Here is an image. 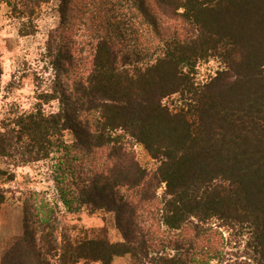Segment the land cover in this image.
Wrapping results in <instances>:
<instances>
[{
	"label": "trees",
	"instance_id": "1",
	"mask_svg": "<svg viewBox=\"0 0 264 264\" xmlns=\"http://www.w3.org/2000/svg\"><path fill=\"white\" fill-rule=\"evenodd\" d=\"M56 1L51 87L1 119L0 161H51L68 213L113 214L122 239L72 237L35 191L1 264H264V0Z\"/></svg>",
	"mask_w": 264,
	"mask_h": 264
},
{
	"label": "rangeland",
	"instance_id": "2",
	"mask_svg": "<svg viewBox=\"0 0 264 264\" xmlns=\"http://www.w3.org/2000/svg\"><path fill=\"white\" fill-rule=\"evenodd\" d=\"M60 23L58 2L56 0H3L0 5V62L3 75L0 86V121L10 110L19 112L35 108L42 91L51 87L54 72L46 57V45L51 31ZM34 25L35 30H32ZM23 31V32H22ZM25 31L31 34L24 35ZM221 65L211 59L198 68V79L206 80ZM175 98V97H174ZM173 97L166 99L171 102ZM58 101L44 104L46 112L57 111ZM138 159L151 165L152 158L140 144L135 146ZM0 192L7 197L0 204V264L9 241L22 232L23 211L26 201L32 203L36 197L32 192H41L48 200L59 202L61 225L72 237H97L106 234L113 241L122 239L113 214L103 210L94 213L83 209L79 213H68L60 202V196L53 180L52 163L44 160L27 165L15 166L0 161ZM14 179L10 180V173ZM163 188L160 189V193ZM40 201V200H37ZM34 206V205H33ZM59 232H62L60 229ZM228 235V232L226 233ZM129 256L116 257L113 264H129ZM77 264H88L81 261ZM89 264H98L91 262Z\"/></svg>",
	"mask_w": 264,
	"mask_h": 264
}]
</instances>
